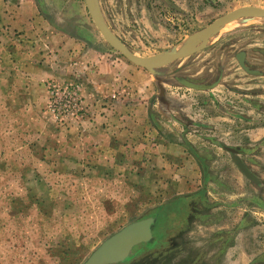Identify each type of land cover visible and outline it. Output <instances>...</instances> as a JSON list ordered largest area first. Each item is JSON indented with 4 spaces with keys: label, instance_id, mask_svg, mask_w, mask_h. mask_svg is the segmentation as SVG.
<instances>
[{
    "label": "rangeland",
    "instance_id": "374dc122",
    "mask_svg": "<svg viewBox=\"0 0 264 264\" xmlns=\"http://www.w3.org/2000/svg\"><path fill=\"white\" fill-rule=\"evenodd\" d=\"M98 1L109 27L140 57L176 52L238 8H264V0ZM218 34L209 51L158 70L150 137L140 132L130 156L118 152L110 166L90 155L98 147L92 140L83 155L75 126L85 111L54 115L49 84H59L36 73L58 35L106 43L85 0H0V264H84L125 226L154 216L153 248L135 249L128 264L158 246H176V264H264V77L247 74L239 58L264 73V18ZM221 74L209 91L178 81L211 85ZM159 143L176 144V159L172 151L158 157Z\"/></svg>",
    "mask_w": 264,
    "mask_h": 264
},
{
    "label": "crops",
    "instance_id": "0c3cea01",
    "mask_svg": "<svg viewBox=\"0 0 264 264\" xmlns=\"http://www.w3.org/2000/svg\"><path fill=\"white\" fill-rule=\"evenodd\" d=\"M26 4L32 8V11L28 9L30 15L31 13L35 15L31 1ZM23 6L21 10L24 9ZM21 13L24 11H20L19 15ZM255 19H239L234 22L251 23ZM58 36L51 45H48L49 52L43 56L44 66L42 69L38 68L36 73H45L46 80L52 79L60 86L77 84L80 87L82 106L86 115L82 116L75 129L78 132V143H84L83 155L88 154L85 144L92 140L98 147L91 151L90 155L94 152L95 158H107L108 164L115 166L118 152L130 156L134 138L140 132H145L146 129L148 134L145 135L150 137L151 116L158 104V102L154 104L152 100L154 75L117 56V53L109 49L100 37H96V43L93 45L67 39L62 35ZM216 36L219 34L212 37L203 53L210 50V45ZM243 52L245 62L256 64L252 61L253 59L249 61L248 52ZM253 52L262 53L257 48H254ZM246 67L250 70L247 64ZM243 70L249 75L264 77V73L260 71L251 74L244 68ZM219 79L215 87L225 80L224 74H221ZM144 140L147 141L145 138ZM153 150L159 154L158 157L165 158L164 160L171 158L172 151L171 155L176 159V144L161 145L159 143L157 149ZM174 164L175 162L173 166H176ZM169 172L176 174V167ZM180 172L182 170L178 173ZM172 213L175 216L176 209ZM144 258L156 260V264H176V246H158L155 251L146 254L133 264H138Z\"/></svg>",
    "mask_w": 264,
    "mask_h": 264
},
{
    "label": "water",
    "instance_id": "95a60500",
    "mask_svg": "<svg viewBox=\"0 0 264 264\" xmlns=\"http://www.w3.org/2000/svg\"><path fill=\"white\" fill-rule=\"evenodd\" d=\"M85 3L92 21L106 43L133 65L150 71L154 77H159V69L202 52L206 49L212 37L218 34L226 25L239 19L264 18V8H238L216 19L201 32L195 34L193 40L180 50L164 55L140 57L132 52L109 27L103 16L98 0H85ZM240 57L243 59V55H240L239 58ZM242 59L241 63L247 72L251 74L258 73L250 71L245 67ZM219 80L218 78L213 84L202 86L199 85L198 81L178 79L184 86L197 91L210 90L218 84ZM160 92V99H162L165 95L164 88L161 87ZM229 151L235 153V151L231 149ZM235 161L248 178L258 183V179L246 168L238 157L235 158ZM157 222L158 218L154 216L130 223L105 240L84 264L130 263L135 257V249L143 245L151 247L155 243L154 229L157 226Z\"/></svg>",
    "mask_w": 264,
    "mask_h": 264
},
{
    "label": "built area",
    "instance_id": "2783aa9c",
    "mask_svg": "<svg viewBox=\"0 0 264 264\" xmlns=\"http://www.w3.org/2000/svg\"><path fill=\"white\" fill-rule=\"evenodd\" d=\"M49 92L51 95L50 109L54 115L61 117L62 120L72 119V117H77L78 113L85 111L78 85L60 86L50 83Z\"/></svg>",
    "mask_w": 264,
    "mask_h": 264
},
{
    "label": "flooded vegetation",
    "instance_id": "af4514ba",
    "mask_svg": "<svg viewBox=\"0 0 264 264\" xmlns=\"http://www.w3.org/2000/svg\"><path fill=\"white\" fill-rule=\"evenodd\" d=\"M152 248H153V246H152V247H148L147 249H152ZM135 258H136V257H134V259H135ZM134 259H133V260H134Z\"/></svg>",
    "mask_w": 264,
    "mask_h": 264
},
{
    "label": "bare ground",
    "instance_id": "6f19581e",
    "mask_svg": "<svg viewBox=\"0 0 264 264\" xmlns=\"http://www.w3.org/2000/svg\"><path fill=\"white\" fill-rule=\"evenodd\" d=\"M242 58H240V61H241Z\"/></svg>",
    "mask_w": 264,
    "mask_h": 264
}]
</instances>
